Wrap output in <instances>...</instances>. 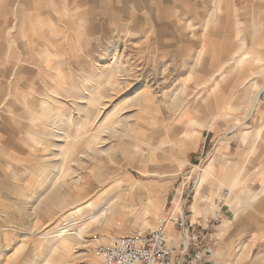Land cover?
<instances>
[{
    "label": "rangeland",
    "instance_id": "rangeland-1",
    "mask_svg": "<svg viewBox=\"0 0 264 264\" xmlns=\"http://www.w3.org/2000/svg\"><path fill=\"white\" fill-rule=\"evenodd\" d=\"M59 1L0 0V264H46L58 235L81 227L58 264H101L96 243L156 230L171 215L207 264H264V38L255 46L253 27H243L261 21L264 0H63V9ZM15 11L34 17L30 26L38 16L54 23L56 37L36 25L18 38ZM203 44V64L227 75L208 107L200 105L206 87L196 95L190 84ZM38 49L61 67L30 58ZM253 50L260 60L236 70L240 52ZM18 59L24 79L14 90ZM107 87L113 94L93 106ZM87 119L93 129L76 143ZM211 160L213 185L190 227L195 184ZM131 185L143 192L137 206L124 195ZM105 208L121 219L104 222Z\"/></svg>",
    "mask_w": 264,
    "mask_h": 264
},
{
    "label": "bare ground",
    "instance_id": "bare-ground-1",
    "mask_svg": "<svg viewBox=\"0 0 264 264\" xmlns=\"http://www.w3.org/2000/svg\"><path fill=\"white\" fill-rule=\"evenodd\" d=\"M191 19V18H190ZM209 23L208 24H210L211 23V21H208ZM216 23H214L213 25H215ZM37 28L40 30L41 29V33H46L44 30H45V27H44V25H42V24H37ZM215 28V27H214ZM215 33H216V30H215ZM42 37H44V36H42ZM214 37V36H213ZM39 38V37H38ZM201 39V41L204 39V37L203 36H201L200 37ZM210 38H212V35H211V37ZM51 43V42H50ZM204 43H205V39H204ZM207 47H209L207 44H203L202 45V47L200 48V50L198 51V53H197V55H196V58H194V62H193V67H192V69H191V71H190V73H191V75L192 76H194L195 74H199V76H200V78H193V83H190V84H193L195 87H196V90H197V93H198V91H200V89L201 88H205L206 87V90H207V92H206V94H204V96L201 98V100H200V105H202V106H206V107H208L211 103H209L208 104V100L209 99H211V98H209V99H207L208 98V95H209V93L211 92V94H212V98L214 97V96H216V94L218 93V92H220V89H221V85L224 83V79L226 78V74H224V73H222V74H220V75H217L216 73H218V72H220L221 71V65L220 66H218V69L216 70L215 68H213V67H211L210 65H208L207 64V61H208V59L207 58H205V60H206V63L205 64H203V61L202 60H204L203 59V57H206V53H207V50H208V48ZM26 51H27V48L25 49ZM24 50V53L26 54L27 52ZM39 50L40 49H38L37 51H36V55H33V57H39L38 59H43V58H49L50 60H46L47 61V63L49 64V66H51V67H55V68H57V67H61V62L60 61H56L55 60V55H46L45 54V52H43V51H41L40 53H39ZM48 52V51H47ZM41 53H44L45 55H43V57H40V54ZM256 54V53H255ZM254 53H248V51H245V52H240V55L239 56H237L238 57V60H236L237 62H236V64H235V66H236V70L238 69H240V68H245L246 69V66L249 64V63H251V62H257L258 60H260L259 59V56H256V55H258V54H256L255 55ZM59 59H60V57H59ZM216 70V71H215ZM235 71V70H234ZM159 73V72H158ZM141 74V73H140ZM160 74V73H159ZM162 76V75H161ZM198 76V77H199ZM137 77V76H136ZM139 77V76H138ZM151 77V76H150ZM149 77V78H150ZM155 77V76H154ZM156 77H158V76H156ZM57 79V78H56ZM141 79V78H140ZM150 79H153V78H150ZM155 79V78H154ZM136 80V79H135ZM143 80V79H142ZM153 81V80H152ZM212 82V83H211ZM124 83V82H123ZM158 83V82H157ZM210 83H211V85H210ZM144 84V83H143ZM145 85V84H144ZM46 87H48L47 85H45ZM122 86V85H121ZM153 86V85H152ZM147 87H149V86H147ZM263 88L264 87H262L260 90H259V92L260 91H262L263 90ZM105 89H108L107 91H104L103 92V90H101L98 94H97V96L95 97V101L92 103V105L93 106H95V107H98L99 105H102L101 103V101L103 100V99H105V98H107V96H108V94H111L112 93V91H111V93H109V89H111L110 87H107V88H105ZM195 90V89H194ZM56 91V90H55ZM200 93V92H199ZM113 94V93H112ZM111 94V95H112ZM149 94V92L147 91V92H145V94L143 95V96H145V97H147V95ZM258 96V95H257ZM142 97V96H141ZM210 97V96H209ZM109 100H110V95H109ZM245 98H244V102H245ZM106 101H107V99H106ZM104 108H105V106H103ZM143 107H144V105H143ZM102 108V107H101ZM88 110H89V108H88ZM94 110V109H93ZM99 110V109H98ZM91 111V110H90ZM92 113V112H91ZM97 114V113H96ZM110 117L111 116H109V117H107V119H106V121H105V125H106V127H108V123H113L112 122V119H110ZM89 118V117H88ZM94 121V120H93ZM92 120H90V119H87L81 126H80V129H81V132H78V131H76V134H75V137H74V141L77 143L78 142V140H80V138H81V136L82 135H80V133H82V130H83V132L84 133H89V131H91V129H93V128H91L93 125H94V122H93ZM77 123V122H76ZM104 125V124H103ZM136 125V124H135ZM208 125L209 124H207V127H208ZM104 127V126H103ZM113 129V128H112ZM77 130V129H76ZM99 136V135H98ZM217 164V163H216ZM213 166H214V160H211L209 163H208V165L204 168V169H200V173H199V177H198V180H197V182H196V186H195V189H196V191H197V194H198V197L199 198H197L196 199V201H198V202H200L201 200H202V195H203V192H205L206 191V189H207V187H208V185H211V184H213L212 183V181H211V177H212V170H213ZM222 181V180H221ZM220 181V182H221ZM239 180H238V178H235L234 180H233V182L230 184V185H228V188L229 189H231V192L233 191V189H235V188H237V187H239ZM225 186V184L223 183L222 185H221V188L222 187H224ZM129 193H127V194H124V195H127L126 197H127V199L130 201V202H132L133 204L132 205H136L137 206V204H138V201H139V199H141L140 198V196L141 195H143V192L139 189V188H136V185H131V187L129 188V191H128ZM225 193V192H224ZM228 195V193L226 192L225 193V196H227ZM225 201H226V203L228 204L229 203V200H230V198H229V196L226 198V197H224L223 198ZM211 203V202H210ZM212 204V203H211ZM135 206V207H136ZM197 206H198V203H196L195 205H194V208H197ZM134 207V206H133ZM228 207V206H227ZM127 208V209H126ZM128 208H129V206H128V204H126V205H124V209L122 210L123 211V214H124V216L125 215H129V214H131V211L130 212H128L129 210H128ZM130 208H132L131 206H130ZM126 209V210H125ZM128 210V211H127ZM132 212H133V210H132ZM80 213H81V210H77L76 212H75V216L76 215H80ZM137 213V208L134 210V212H133V214H136ZM139 213V212H138ZM102 214H103V216H104V222H106V221H109L110 219L111 220H116L118 217V219L117 220H120L121 219V217L120 216H118L119 215V212H118V214L116 213V212H111V209H109V208H105L104 209V211L102 212ZM101 216H96V217H94V218H91L90 219V221L91 222H93V221H96V222H98V218H100ZM84 229V227H81V228H79V229H77L76 231H74V232H67L66 234H57L58 235V238H57V240H56V246H54V248L52 249V257H51V261H48L46 264H58L59 263V260L58 259H61L62 257H64L66 254H67V252H68V250L70 249V247L74 244V242H79V241H81L82 240V238H81V233H82V230ZM241 262H240V260H238L237 261V263L236 264H240Z\"/></svg>",
    "mask_w": 264,
    "mask_h": 264
},
{
    "label": "built area",
    "instance_id": "built-area-1",
    "mask_svg": "<svg viewBox=\"0 0 264 264\" xmlns=\"http://www.w3.org/2000/svg\"><path fill=\"white\" fill-rule=\"evenodd\" d=\"M168 224L171 227L179 225L182 231L185 228L181 220L171 215L156 230L135 231L106 243H96L94 255L101 264H207L204 254L199 251H195L188 260L184 255H173L168 240Z\"/></svg>",
    "mask_w": 264,
    "mask_h": 264
},
{
    "label": "crops",
    "instance_id": "crops-1",
    "mask_svg": "<svg viewBox=\"0 0 264 264\" xmlns=\"http://www.w3.org/2000/svg\"><path fill=\"white\" fill-rule=\"evenodd\" d=\"M73 2H75L77 5H79L81 2H84V3H87V1L86 0H72ZM174 1V0H173ZM179 1H181V2H183L184 0H179ZM186 1V0H185ZM221 3V1L219 2H217V5H216V3H214L215 5H216V8H215V11H216V9H217V6L219 5ZM58 7L60 8V9H63L64 7H65V3H64V1L63 0H61V1H59V5H58ZM214 11V12H215ZM15 13L17 14V16H15V20L17 21V25H14V26H12L13 27V29H15V31L17 32V36H18V38H23V39H26L27 38V36H28V34H27V31H34V29L36 28V25L37 24H39L40 23V20H42L43 18L42 17H40V16H38V18H37V20H39V22H37L36 21V24L34 25H32V26H30V25H28L30 22H31V20H32V18H34V17H28V15H22L21 14V11H15ZM255 16H257L256 14H255ZM63 17H65L64 15H63ZM28 18H29V20L30 21H28ZM255 17H253L252 18V20H251V23H249V25H244L243 27L244 28H246L247 29V27L249 26V27H253V30H254V33L256 34V37H253V43H254V45L256 46L257 44L259 45V43H261V42H263V38H264V16L263 17H260L261 18V21L259 22V21H256V18L254 19ZM257 18H258V16H257ZM77 19V18H76ZM77 20H79V19H77ZM199 20V19H198ZM84 21V20H83ZM83 21H82V23H83ZM67 22V21H66ZM48 24L47 25H44V27H45V29H47L48 27L50 28V29H53L50 33H52V34H55V35H53V36H55L56 37V33H57V29L55 28V24L54 23H50L49 21L47 22ZM209 22H206V29H211L210 27V25H212V24H214V23H216L217 25L218 24H220V19L219 20H217V17L215 18V22L214 23H212V24H208ZM66 25L68 24V23H65ZM215 24V25H216ZM34 26V29L32 28ZM48 26V27H47ZM69 26V25H68ZM12 27H11V29H12ZM217 27H220V26H217ZM243 28V31H245L246 29H244ZM212 30V29H211ZM46 33H44V34H47L46 36H48L49 37V35L48 34H50V33H47V30H44ZM35 32H37V31H35ZM215 31L214 30H212V33H214ZM37 34V33H36ZM43 36H45V35H43ZM34 37V36H33ZM213 37V36H212ZM210 40L212 41V38H210ZM39 42V41H38ZM52 43V42H51ZM207 48H209V47H207ZM214 48H216L215 46H214ZM26 48H24L23 50H25ZM213 49V48H212ZM37 51V50H36ZM254 51V50H253ZM234 52V51H233ZM256 53V51H254V54ZM20 55L21 56H27V55H25V53H24V51L22 52V53H20ZM35 55H36V53H35ZM50 56L51 55H55V54H49ZM20 56V57H21ZM29 56L30 55H28V58H29ZM15 58H18L17 56L15 57ZM30 58H36V57H33V56H30ZM48 58V57H47ZM50 58V57H49ZM46 59V58H45ZM39 60H43V59H39ZM16 62H17V65H15L16 66V70H15V79H14V82H13V86H14V90L15 89H17V87L18 88H20V85H22V81H23V79H24V75L22 76L21 75V77H20V74L19 73H23L24 72V70H23V68L21 67V62H19V59H18V61L16 60ZM18 63H19V66H18ZM40 63V62H39ZM41 64V63H40ZM14 68V67H13ZM19 80V81H18ZM44 85H48L47 84V81H45V83H44ZM21 89V88H20ZM203 90H202V88L200 89V91H198V93L199 92H202ZM196 95H197V92H196ZM17 96V95H16ZM261 99H264V89H263V91L260 93V95H259V102L261 103ZM259 106V105H258ZM260 131H261V129L260 128H258V131H256V137L258 138L257 140H259V136H260ZM237 173V172H236ZM221 174V173H220ZM237 176H236V174H235V176H234V178H236ZM222 180V176L220 175L219 176V180H218V186L221 188V185L224 183V180L223 181H221ZM234 180V179H233ZM221 181V182H220ZM211 185H213V184H211ZM213 193V192H212ZM210 195V194H209ZM207 200H210V199H208L207 198ZM207 200H203L204 202H206V206H207V208L208 207H210V204H209V202H207ZM196 203H198V206H197V208H194V205L196 204ZM200 203H201V201L200 202H198V201H196V196L194 195V205H193V207L191 206V210L193 211V215L190 217V221H189V226L190 227H192V224H195V222H197L198 221V218H199V216L201 215V213H200ZM209 205V206H208ZM225 205L226 206H228L229 208L231 207V205L229 206V205H227L226 203H225ZM175 227H176V230H175ZM175 227H171L170 226V228L167 230V233H168V237H171L170 238V242H174L175 243V245L176 246H172V251H173V255L174 256H177V255H184V259L185 260H188V258H190L191 256H192V254L195 252V251H191V249L192 248H190L192 245H191V243H190V240H189V235H188V229L186 230L185 228H184V230L183 231H181L180 230V227H179V225L177 226H175ZM181 232V233H180ZM181 234V239L180 240H175L176 238H173L172 237V235L174 236V235H177V234ZM183 233V234H182ZM178 236V235H177ZM177 236H175V237H177ZM172 239V240H171ZM184 246H185V250H184ZM175 251H178V253L175 255Z\"/></svg>",
    "mask_w": 264,
    "mask_h": 264
}]
</instances>
